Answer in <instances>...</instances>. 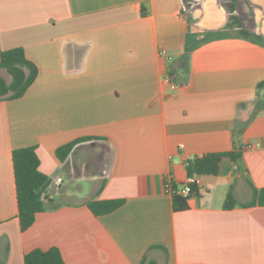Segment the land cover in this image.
I'll return each instance as SVG.
<instances>
[{
  "label": "crops",
  "instance_id": "0c3cea01",
  "mask_svg": "<svg viewBox=\"0 0 264 264\" xmlns=\"http://www.w3.org/2000/svg\"><path fill=\"white\" fill-rule=\"evenodd\" d=\"M15 48L37 77L0 99V264L51 248L65 264H264V207L247 206L264 187V0H0V53ZM27 147L49 185L21 232L11 154ZM233 151L174 212L165 175L179 190L188 161ZM107 200L124 203L93 216Z\"/></svg>",
  "mask_w": 264,
  "mask_h": 264
},
{
  "label": "trees",
  "instance_id": "16d2710c",
  "mask_svg": "<svg viewBox=\"0 0 264 264\" xmlns=\"http://www.w3.org/2000/svg\"><path fill=\"white\" fill-rule=\"evenodd\" d=\"M231 7V11H232ZM229 26H236L238 35L242 38L262 43L258 36L241 29L238 20L231 16ZM192 51L187 35L185 44V56ZM0 70L10 77L8 83L0 76V99L16 100L21 98L37 77V68L25 58L22 48H15L0 53ZM264 88V82L259 84ZM264 102V96H263ZM89 140L79 138L55 150V157L59 161L65 160L71 149L78 143ZM35 147H27L14 150L11 154L13 175L17 200V218L20 231L24 232L32 226L36 214L45 209V197L42 192L49 185V180L39 171V159ZM241 157L239 151L228 153L206 154L188 161L185 165L187 175L210 176L218 171L219 163L223 158L236 161ZM124 200L92 201L87 204L91 214L95 217L110 214L121 207ZM235 200L229 193L224 201L223 209L229 210L235 206ZM247 206L264 207V187L253 191L252 200ZM172 209L174 212H182L188 209L187 198L172 195ZM23 264H65L56 248L47 251L34 249L23 258Z\"/></svg>",
  "mask_w": 264,
  "mask_h": 264
},
{
  "label": "built area",
  "instance_id": "2783aa9c",
  "mask_svg": "<svg viewBox=\"0 0 264 264\" xmlns=\"http://www.w3.org/2000/svg\"><path fill=\"white\" fill-rule=\"evenodd\" d=\"M160 54L165 55L164 51H161ZM168 61H171V58H167ZM166 83H170V78L166 76L164 78ZM201 180L200 176L198 175H187L185 178L184 183L182 184L181 188L177 190L172 182V178L169 174L165 175L163 187L166 193L172 195H177L180 197L187 198L192 195L197 188L200 187Z\"/></svg>",
  "mask_w": 264,
  "mask_h": 264
},
{
  "label": "rangeland",
  "instance_id": "374dc122",
  "mask_svg": "<svg viewBox=\"0 0 264 264\" xmlns=\"http://www.w3.org/2000/svg\"><path fill=\"white\" fill-rule=\"evenodd\" d=\"M0 75L9 83L10 82V77L6 74L5 71L0 70Z\"/></svg>",
  "mask_w": 264,
  "mask_h": 264
}]
</instances>
